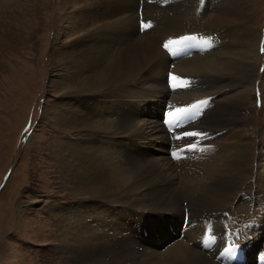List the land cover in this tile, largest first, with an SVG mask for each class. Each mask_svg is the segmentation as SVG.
<instances>
[{"label":"bare ground","instance_id":"1","mask_svg":"<svg viewBox=\"0 0 264 264\" xmlns=\"http://www.w3.org/2000/svg\"><path fill=\"white\" fill-rule=\"evenodd\" d=\"M32 1L20 5L7 1L8 23L28 27L30 23L21 19L28 15ZM58 2L62 13L56 14V41L60 36L64 41L56 43V106L52 108L56 137L51 145L56 169L73 200L56 210L58 264H220L214 253L226 245L227 237L229 248L238 243L235 235L227 233L226 212L247 181L264 192V146L256 137L248 138L250 121L242 114L259 73L264 74L251 0H208L207 8L213 3L216 10L203 25L196 24L200 13H192L199 0ZM192 23V29H183ZM197 27L209 44L197 41V47L179 57L173 43L169 59L162 46ZM168 70L169 79L172 72L195 78L198 84L186 82L190 93L183 90L174 97L179 89L166 86ZM131 94L157 102L139 111L149 121L133 114L137 100ZM163 95L170 109L209 100L208 96L217 98L209 120L212 110L206 118L199 115L201 124L209 122L213 131L185 146L178 159H154L158 154L171 157L167 149L171 134L162 123L161 111L168 113ZM192 130L199 134L203 129L194 122ZM149 142L151 146L138 150ZM143 149L152 152L140 155V160L132 158ZM184 212L190 222L184 221L179 240L159 217L179 225L176 220ZM144 214L159 219V224H151L144 218L150 229L147 236L157 231L148 241L152 246L130 240ZM259 220L264 226V216ZM173 228L179 233L180 227ZM209 233L218 237L213 253L197 247ZM261 234L262 229L257 237ZM259 253L256 259H264V250ZM253 258L245 264L253 263Z\"/></svg>","mask_w":264,"mask_h":264},{"label":"rangeland","instance_id":"2","mask_svg":"<svg viewBox=\"0 0 264 264\" xmlns=\"http://www.w3.org/2000/svg\"><path fill=\"white\" fill-rule=\"evenodd\" d=\"M7 1L10 0H0V264H58L56 210L60 207H68L73 201L64 188L59 169H56L53 160L54 146L51 145V139L56 137L53 128L55 119L52 115V108L56 106V43L59 44L64 41L63 36H60L56 41L55 21L56 14L59 16L62 9L59 0L29 2L26 9L28 15L23 16L22 14L21 19L23 23H30L26 25L28 27H25L8 23L11 12L7 7ZM11 1H17L19 5L25 2V0ZM210 1L212 2V0ZM207 2L208 0H199L192 12L193 16L200 13L201 18L196 24L203 25L212 18L216 8L213 7V3L207 8ZM169 3L170 1H168ZM251 3L252 25L258 35L261 36L259 43L264 48V0H251ZM139 10L141 11L140 7ZM170 13L172 14L171 7ZM194 24H189L183 29L190 30L195 26ZM141 25L142 23L138 22L137 26L140 27V33L143 31ZM201 33H203L201 27H197L192 32L191 36L195 42L206 40L205 35ZM263 53L264 50H262ZM168 73L169 70L165 80L169 79ZM171 75L172 77L175 76L172 72ZM175 77L177 78L176 83L179 84V93L174 97H180L181 91L184 92L183 90L190 93L187 91L186 82L192 85L198 84L195 78ZM172 83L174 84L173 80ZM254 87L260 96V105L255 104L253 91L250 97L246 99L242 114L245 120L250 121L249 128L247 127L248 138L256 137L260 147L263 148V72L259 73ZM168 92L170 94V90ZM131 95L137 100L133 114L140 120L149 121L141 118L139 111L150 109L157 102L155 101L154 104L150 99ZM163 96L167 99L164 104L167 107L165 111L168 113L163 110L161 112L166 115V120H168L177 113L173 108L168 107V97ZM207 98L209 100L204 106H214L200 111L198 117L189 122L191 126L188 124L189 133L194 132L192 130L193 123L198 124L203 129L200 130L199 134L201 135H186L178 138L175 137L176 134L171 133V143L167 147L171 157L159 156L158 154L154 159L166 157L178 159L183 155V148L201 138L202 133L210 135V131L213 130L207 127L209 122L203 126L201 124L203 120L200 119L199 115L202 113V118H206L207 113L212 110L209 120L213 116L217 98L211 96ZM210 99L213 100L212 103H210ZM125 103L127 104L128 100ZM139 104L140 106H138ZM186 104H180V106ZM169 113L173 115L170 116ZM185 128L186 126L179 132H184ZM149 146H151L150 142L148 145H141L138 150ZM143 150L132 155V158L140 160V155L152 152V150ZM159 152H165V150L160 149ZM255 171L256 166H253V172ZM188 213H190L189 210ZM188 213L184 212L182 218L176 220L179 225L167 222L163 217H159V219L168 226L169 229L167 230L173 236L175 235L181 240L185 231L184 227H186L184 221L190 222ZM143 216L136 234L130 237V240L135 244L146 245L149 243L152 246V242L148 241L155 238L157 231L154 230L150 236H147L150 229L144 222V218L147 216L146 221L151 220V224H159V219L148 214ZM225 216L229 219L227 233L235 235L238 243L235 253H233L234 246L229 248L232 243L227 237L226 245L221 246L214 253L219 263L245 264L255 257L251 264H264L263 258L256 259L259 257H256V253L264 250V238H261L264 236V226L259 220L264 216L263 190L257 189L247 181L241 189V194L230 206ZM169 224L173 227H180L178 228L179 233L173 230L174 228ZM210 224L212 226L213 221ZM147 229L148 231H146ZM260 229H262V234L257 237ZM145 231L146 235L143 234ZM209 236H213V241L203 247V244L208 242L206 238ZM217 243L218 237L209 233V235L198 240L197 247L204 252L213 253ZM165 252L164 250L159 252L161 253L160 256Z\"/></svg>","mask_w":264,"mask_h":264},{"label":"snow or ice","instance_id":"3","mask_svg":"<svg viewBox=\"0 0 264 264\" xmlns=\"http://www.w3.org/2000/svg\"><path fill=\"white\" fill-rule=\"evenodd\" d=\"M143 27H145V28L150 27V24H144ZM173 43H176V42H175V41H168V42L164 45V47H165V48H168V47H169L171 44H173ZM203 43H204L205 45H208V44H209V41L205 40V41H203ZM172 80L174 81L173 87H177V86H179V84L176 83L177 78H176L175 76L172 77ZM199 103H200V104H205L206 101H201V102H199ZM195 106H196V105H194L193 107H195ZM185 111H187V109H176V112H178V113H183V112H185ZM169 115L171 116V115H173V114H172V113H169ZM186 135H188V136H195V135H201V134H197V133H186Z\"/></svg>","mask_w":264,"mask_h":264}]
</instances>
